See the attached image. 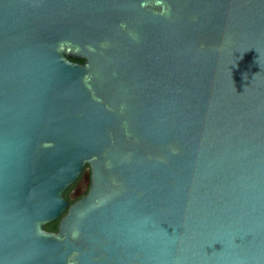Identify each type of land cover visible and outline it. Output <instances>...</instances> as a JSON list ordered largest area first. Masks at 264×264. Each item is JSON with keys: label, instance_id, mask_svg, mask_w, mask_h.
<instances>
[{"label": "water", "instance_id": "1", "mask_svg": "<svg viewBox=\"0 0 264 264\" xmlns=\"http://www.w3.org/2000/svg\"><path fill=\"white\" fill-rule=\"evenodd\" d=\"M0 264H264V0H0Z\"/></svg>", "mask_w": 264, "mask_h": 264}, {"label": "flooded vegetation", "instance_id": "2", "mask_svg": "<svg viewBox=\"0 0 264 264\" xmlns=\"http://www.w3.org/2000/svg\"><path fill=\"white\" fill-rule=\"evenodd\" d=\"M75 179L76 180L73 183H71L63 192V197L65 198V200L68 201L69 205L84 197L87 194L90 184V182L87 183L85 179V168ZM59 220L60 217L46 223L44 225V228L47 231L56 232L58 229L57 225L59 223ZM48 224H55L54 225L55 227L53 229H49L46 227Z\"/></svg>", "mask_w": 264, "mask_h": 264}, {"label": "trees", "instance_id": "3", "mask_svg": "<svg viewBox=\"0 0 264 264\" xmlns=\"http://www.w3.org/2000/svg\"><path fill=\"white\" fill-rule=\"evenodd\" d=\"M71 60L73 61H83V59H77L75 57H71ZM55 224H48L46 227L49 228V229H53L55 226Z\"/></svg>", "mask_w": 264, "mask_h": 264}]
</instances>
